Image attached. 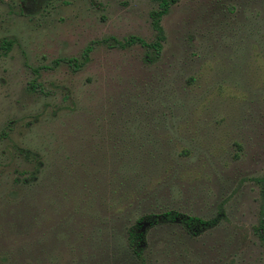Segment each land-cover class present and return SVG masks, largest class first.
Wrapping results in <instances>:
<instances>
[{
  "label": "rangeland",
  "instance_id": "374dc122",
  "mask_svg": "<svg viewBox=\"0 0 264 264\" xmlns=\"http://www.w3.org/2000/svg\"><path fill=\"white\" fill-rule=\"evenodd\" d=\"M157 8L0 0V264H264V0H177L154 62L103 43L154 41Z\"/></svg>",
  "mask_w": 264,
  "mask_h": 264
},
{
  "label": "trees",
  "instance_id": "16d2710c",
  "mask_svg": "<svg viewBox=\"0 0 264 264\" xmlns=\"http://www.w3.org/2000/svg\"><path fill=\"white\" fill-rule=\"evenodd\" d=\"M157 2L158 8L151 13L152 27L156 33L155 40L152 42H147L141 38L131 36L124 40H117L115 38H109L108 40H103V43H108V41H114L115 44L121 48H126L128 46L140 45L147 50L145 55V61L154 62L160 56L163 49V42L165 41V32L162 26L163 17L170 11L171 7L176 3L177 0H155ZM12 42L4 41L2 44V49L5 50L6 54L11 50ZM93 50L92 45H89L84 52L85 61L88 60V55ZM68 63H71L76 68H80L82 63H79L76 59H68ZM28 156V155H27ZM263 185V198H264V178L256 180ZM224 216V211L221 210L219 214L212 219L203 220L197 217L188 216L176 211H169L162 214H152L146 215L140 219V223L144 220L150 225V227L166 224H177L180 225L189 235L193 237H198L203 233L210 231L217 227ZM145 224H137L129 231V247L132 252L137 256H142L143 251V241L144 233L140 230L145 226ZM259 231L264 242V207L262 213V219L259 224Z\"/></svg>",
  "mask_w": 264,
  "mask_h": 264
}]
</instances>
